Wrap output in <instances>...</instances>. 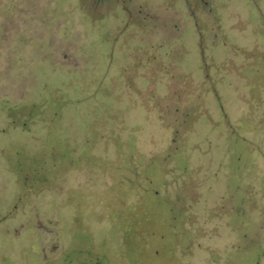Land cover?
<instances>
[{
    "label": "rangeland",
    "instance_id": "obj_1",
    "mask_svg": "<svg viewBox=\"0 0 264 264\" xmlns=\"http://www.w3.org/2000/svg\"><path fill=\"white\" fill-rule=\"evenodd\" d=\"M0 264H264V0H0Z\"/></svg>",
    "mask_w": 264,
    "mask_h": 264
}]
</instances>
